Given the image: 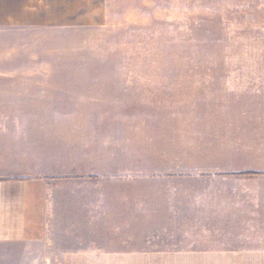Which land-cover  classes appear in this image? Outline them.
I'll list each match as a JSON object with an SVG mask.
<instances>
[{"label": "crops", "instance_id": "1", "mask_svg": "<svg viewBox=\"0 0 264 264\" xmlns=\"http://www.w3.org/2000/svg\"><path fill=\"white\" fill-rule=\"evenodd\" d=\"M108 1L0 0V28L100 26ZM21 80L0 82V264H258L245 246L264 236V173L210 115L112 146L109 117L53 113L68 100Z\"/></svg>", "mask_w": 264, "mask_h": 264}, {"label": "rangeland", "instance_id": "2", "mask_svg": "<svg viewBox=\"0 0 264 264\" xmlns=\"http://www.w3.org/2000/svg\"><path fill=\"white\" fill-rule=\"evenodd\" d=\"M101 22L0 28V82L48 85L68 100L50 111L88 118L96 130L109 117L112 146L120 137L129 145L136 124L210 115L209 126L223 127L214 135L233 139L249 152L238 159L264 173V0H109ZM256 238L245 246L249 262L264 264V236Z\"/></svg>", "mask_w": 264, "mask_h": 264}, {"label": "trees", "instance_id": "3", "mask_svg": "<svg viewBox=\"0 0 264 264\" xmlns=\"http://www.w3.org/2000/svg\"><path fill=\"white\" fill-rule=\"evenodd\" d=\"M247 175H256V173H246Z\"/></svg>", "mask_w": 264, "mask_h": 264}]
</instances>
